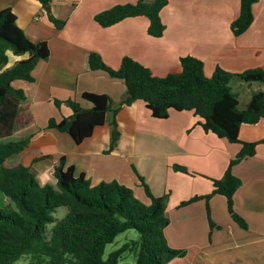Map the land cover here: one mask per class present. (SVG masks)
I'll list each match as a JSON object with an SVG mask.
<instances>
[{"label":"crops","instance_id":"obj_1","mask_svg":"<svg viewBox=\"0 0 264 264\" xmlns=\"http://www.w3.org/2000/svg\"><path fill=\"white\" fill-rule=\"evenodd\" d=\"M138 1L52 0V15L66 22L58 29L39 1L0 0V11L11 9L28 39L46 42L50 50L49 58L35 68L33 82L13 84L26 95L23 109L27 116V124L14 138H30V144L8 164L32 165L41 185H55L54 167L65 157L76 175L84 174L93 186L117 182L133 190L146 205L151 200L143 183L154 197L168 196L167 242L187 251L185 257L168 264H264V143L257 146L253 157L233 167L242 182L234 196V209L246 221L245 230L232 219L221 195L209 201L214 227L205 200L180 206L196 196L210 195L213 180L223 178L242 148L205 132L193 112L171 111L168 119H157L141 101L125 106L117 114L121 137L112 151V113L81 143L68 133L48 128L51 119L60 122L73 114L65 104L58 108L54 100H74L89 109L92 105L83 94H101L109 96L116 109L123 99L124 81L90 69L93 52L113 69L130 57L157 77L179 73L180 60L187 56L203 62L207 77L217 68L235 74L264 69V0L254 4L253 23L239 36L234 35L232 23L239 16L240 0H169L161 13L166 29L160 38L149 35L145 17L126 19L109 28L95 21L104 11ZM8 57L10 67L27 56L8 52ZM258 89L256 84L236 83L233 90L239 95V107L242 95L245 110ZM239 138L247 143L263 140L264 120L243 125ZM41 157H53V161L35 162Z\"/></svg>","mask_w":264,"mask_h":264},{"label":"trees","instance_id":"obj_2","mask_svg":"<svg viewBox=\"0 0 264 264\" xmlns=\"http://www.w3.org/2000/svg\"><path fill=\"white\" fill-rule=\"evenodd\" d=\"M37 1L50 21L58 29L64 28L66 22L51 13L52 0ZM257 1L240 0L239 16L232 23L234 35H242L250 28ZM168 4L169 0H139L135 4L117 5L96 15L95 21L102 28H109L126 19L145 17L149 21V35L160 38L166 29L161 13ZM8 52L27 57L8 67ZM49 56L48 44L30 41L17 25L11 9L0 11V264H18L23 257L30 259L28 264H120L128 251L136 252V264H168L185 257L187 252L170 247L165 236L170 224L166 206L168 196L154 197L144 183L150 205L117 182L93 186L84 174L76 175L75 167L68 166L65 157L54 167L55 185H41L32 165L8 164L30 144V138H14L15 132L27 124V116L23 109L26 95L13 84L19 80L33 82L38 63ZM180 65L179 73L157 77L130 57H124L119 68L113 69L93 52L89 55L90 69L124 81L123 99L116 109L113 100L101 94H83V99L92 105L89 109L82 108L74 100H54L58 108L65 104L73 114L60 122L51 119L48 128L68 133L76 143H81L97 126L104 125L107 114L112 113V151L121 137L117 114L125 106L141 101L157 119H168L171 111L193 112L205 132L229 143L241 144L242 148L231 160L223 178L213 180L214 189L210 195L196 196L180 206L205 200L210 225L214 227L209 201L221 195L227 200L232 219L247 230L246 221L234 209V196L242 182L234 175L233 167L253 157L257 146L264 143V139L247 143L239 138L243 125H257L264 120V69L235 74L217 68L212 77H207L203 62L197 58L183 57ZM236 83L259 87L243 111L239 109V95L233 90ZM45 159L53 161V157H41L35 162ZM62 207L67 212L59 220L55 214ZM129 230H135L139 239L111 252L105 260L107 245Z\"/></svg>","mask_w":264,"mask_h":264},{"label":"rangeland","instance_id":"obj_3","mask_svg":"<svg viewBox=\"0 0 264 264\" xmlns=\"http://www.w3.org/2000/svg\"><path fill=\"white\" fill-rule=\"evenodd\" d=\"M245 106V99L242 95V99H241V107H239L240 111H243V107ZM67 209L66 208H59L55 214V217L57 219H61L64 217V215L66 214ZM53 225H49L48 226V232L50 233L51 229H52ZM139 239V234L135 231V230H129L125 233L120 234L116 239L115 242L112 244L107 245L106 250H105V255H104V259L106 260L108 255L121 248L123 245L129 243L131 244L132 241H136ZM171 247V246H170ZM185 250V249H184ZM186 251V250H185ZM187 252V251H186ZM136 259H137V254L136 252H126L123 255V259L121 260L120 264H136ZM30 262V259L27 257H23L18 264H28Z\"/></svg>","mask_w":264,"mask_h":264}]
</instances>
